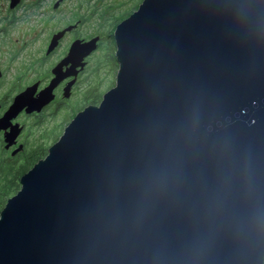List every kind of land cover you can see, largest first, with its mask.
<instances>
[{
	"label": "water",
	"instance_id": "1",
	"mask_svg": "<svg viewBox=\"0 0 264 264\" xmlns=\"http://www.w3.org/2000/svg\"><path fill=\"white\" fill-rule=\"evenodd\" d=\"M115 40V87L1 211L0 264H264V0H144ZM99 41H74L0 125L74 78L69 98Z\"/></svg>",
	"mask_w": 264,
	"mask_h": 264
},
{
	"label": "flooded vegetation",
	"instance_id": "2",
	"mask_svg": "<svg viewBox=\"0 0 264 264\" xmlns=\"http://www.w3.org/2000/svg\"><path fill=\"white\" fill-rule=\"evenodd\" d=\"M63 1L64 0H58L57 2H55L53 9L57 11ZM11 3L12 0H10L9 8L11 11H15L22 6L23 0H18V4L15 8H11ZM57 3H59L58 8L55 7ZM27 10L30 14V17L36 16V13H38V15H41L42 8L40 6V0H33V2L28 6ZM85 22L86 19H78L76 22H74V24H66L63 28H61V26L60 29L57 28L55 30H52L49 34V37H47L46 35V28H41L39 25L35 27H27L26 29H24L25 32L23 37L16 39L8 36L7 28H0V121L6 115L7 111L10 109L17 96L36 85L37 88L34 97H38V95H40L50 85L52 79L54 78L52 70L67 56L69 49L74 41L82 40L84 42H87L95 37H100L98 46L100 47V45H104L103 40H105V34H99L97 36L85 39L80 37L79 30L81 29V27H83ZM71 25H77V27L74 28L71 32H68L60 41L58 47L48 55V47L53 36L57 32ZM114 26L116 31L118 24H114ZM72 34L74 35L71 43H69V46L66 48L63 55L57 60V62H55V64H53L49 68L48 74V58H52L60 49L63 41ZM108 35L111 38L113 37L111 34ZM94 54L95 51L84 60V63H86V67L79 73L77 80L71 89L69 98L64 97V93L68 84L74 78H67L60 82L54 91L55 100L48 106L44 107L42 110L27 112L28 107H26L14 119H11L9 122H3L2 125H0V169L3 164L8 161L13 163L12 169L16 168L17 170H19L20 168H23L28 160H33L36 156H39L37 160L30 162L28 166L31 167L28 170L30 171L38 162L44 160L47 157L44 156L46 152L45 140L47 139L45 134L47 129H45L44 124L47 122V112L53 107L55 110L50 111H54L53 113H59L60 110H57L58 108L63 107L64 104L68 105L69 102L67 101L75 95L76 90L82 83V79L85 76L87 77V79L85 80L87 81L89 86H87L86 89L83 90L81 96L93 92L94 87L96 89L98 88V86H95V83L99 82H92V76H89L91 75L90 61ZM100 64H102V62H100ZM67 69L68 67H64V71H66ZM89 106L98 105L93 104ZM16 126L17 129H20L21 133L15 139L14 143L9 146V143L6 142L7 135L12 131H15L13 129ZM31 136H37L39 144L37 143L36 145H30L29 139ZM54 144L55 143H53L52 145ZM41 157H44V159H41ZM19 185L21 187L20 181Z\"/></svg>",
	"mask_w": 264,
	"mask_h": 264
},
{
	"label": "rangeland",
	"instance_id": "3",
	"mask_svg": "<svg viewBox=\"0 0 264 264\" xmlns=\"http://www.w3.org/2000/svg\"><path fill=\"white\" fill-rule=\"evenodd\" d=\"M57 1L58 0H40V6L42 8L41 13L44 14L38 15V13H36V16L30 17L27 8L33 0H23L22 6L15 11H11L9 8L10 0H0V28H7L8 36L16 39L23 37L25 32L24 29L27 27L39 25L41 28H46V35L49 37L52 30L57 28L60 29L61 26V28H63L69 23L74 24L78 19H86L85 24L79 30L81 38L85 39L99 34H105V40H103L104 45L98 46V49L91 58V75H89L92 76V82H99L95 83V86H98L97 91L100 92L101 95H99L103 98V95L108 90L115 87L118 73L116 67L117 45L115 44V26L112 28V23L115 22L116 18H118V20L115 25L121 23L126 19L128 14L136 11L144 0H64L57 11H55L53 6ZM108 34H111L113 37H109ZM73 35L74 34L69 35L63 41L58 52L52 58H48V74L49 68L57 62L69 46V43H71ZM115 48L116 52L114 51ZM104 54L107 60L104 58ZM100 62H102V64H100ZM105 62H108L109 69L106 67ZM85 79H87L86 76L82 79V83L76 90L75 95L67 101L69 102L68 105L64 104L63 107L57 109L60 110L59 113L50 111L55 110L53 107L48 110L46 115L47 122L44 124L45 129H47L45 133L47 138L45 140L46 149L50 148L52 144L55 143V139H59L54 137L63 134L66 126L80 112L77 109L85 108L90 105L84 101V96H81L83 90L89 86ZM100 103L101 102L97 103V105H100ZM51 138H54V140L51 141ZM29 142L30 145H36L38 143V137L31 136ZM41 159H44V157H41ZM3 185V180H0V187ZM1 194H3V192L0 189V195ZM14 195L15 194H12V196ZM12 196L6 198L5 201L7 202ZM0 198L3 200L5 197L3 196ZM1 208L2 206L0 204V210Z\"/></svg>",
	"mask_w": 264,
	"mask_h": 264
},
{
	"label": "trees",
	"instance_id": "4",
	"mask_svg": "<svg viewBox=\"0 0 264 264\" xmlns=\"http://www.w3.org/2000/svg\"><path fill=\"white\" fill-rule=\"evenodd\" d=\"M131 13L128 14V17L131 15ZM117 20H118V18L115 19V22H117ZM115 22H113V24L111 26L112 28H114ZM114 47H115V45H114ZM114 51L116 52V48L114 49ZM105 63H106L107 68L109 69L108 62H105ZM116 67L119 70L118 62L116 63ZM99 94H100V92H98L97 89L94 87L93 92H90L89 94L84 95V101L90 105L97 104V103L101 102V99H102V96H100L101 94L100 95ZM80 109L82 110L83 108H80ZM80 109L78 108L77 110L80 111ZM59 136H56L54 138H60ZM54 138H51L50 140L52 141V140H54ZM56 140H58V139H55V143L57 142ZM48 150H49V148L46 149L44 156L48 155ZM38 158H39V156H36L33 160H28V162L23 166V168H20L19 170H17L16 168L12 169L13 163H11V162L7 161L3 164V166L0 169V180H3L4 185L0 187V189L3 192V194H1L0 197L4 196L5 198L3 200L0 198V204L2 206V208L0 210V214H1V211L3 210V208L5 207L6 203H7L5 201L6 198L12 196V194H16L20 190V188H21L19 185L20 178L22 175H24L29 170L28 166H29L30 162H33L34 160H37Z\"/></svg>",
	"mask_w": 264,
	"mask_h": 264
},
{
	"label": "bare ground",
	"instance_id": "5",
	"mask_svg": "<svg viewBox=\"0 0 264 264\" xmlns=\"http://www.w3.org/2000/svg\"><path fill=\"white\" fill-rule=\"evenodd\" d=\"M142 4V3H141ZM139 8V7H138ZM133 14V13H132ZM69 125V124H68ZM53 146V145H52Z\"/></svg>",
	"mask_w": 264,
	"mask_h": 264
}]
</instances>
